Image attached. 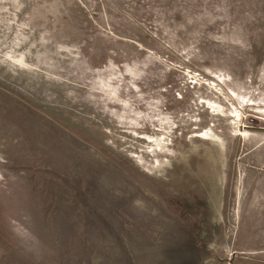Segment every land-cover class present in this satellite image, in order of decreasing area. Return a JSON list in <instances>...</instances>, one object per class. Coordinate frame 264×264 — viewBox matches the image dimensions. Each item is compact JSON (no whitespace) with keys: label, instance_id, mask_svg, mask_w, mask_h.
Returning <instances> with one entry per match:
<instances>
[{"label":"rangeland","instance_id":"obj_1","mask_svg":"<svg viewBox=\"0 0 264 264\" xmlns=\"http://www.w3.org/2000/svg\"><path fill=\"white\" fill-rule=\"evenodd\" d=\"M0 264H264V0H0Z\"/></svg>","mask_w":264,"mask_h":264},{"label":"bare ground","instance_id":"obj_2","mask_svg":"<svg viewBox=\"0 0 264 264\" xmlns=\"http://www.w3.org/2000/svg\"><path fill=\"white\" fill-rule=\"evenodd\" d=\"M211 131V130H210ZM199 135V134H198ZM201 136H203V135H201ZM221 143V142H220Z\"/></svg>","mask_w":264,"mask_h":264}]
</instances>
